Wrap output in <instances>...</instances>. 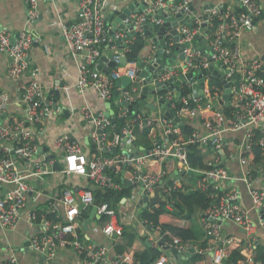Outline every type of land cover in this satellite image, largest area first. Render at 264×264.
<instances>
[{
    "label": "built area",
    "instance_id": "obj_1",
    "mask_svg": "<svg viewBox=\"0 0 264 264\" xmlns=\"http://www.w3.org/2000/svg\"><path fill=\"white\" fill-rule=\"evenodd\" d=\"M237 1L239 10L235 13L214 5L204 9L202 17L190 12L191 18L185 23L178 22L174 29L181 50L174 52L172 58L167 54L173 44V27L163 33L165 47L161 49L162 54L157 55L162 34L154 26H161L167 18L174 20L181 11H188L190 0H179L178 3L173 0H154L148 3L146 12H131L114 27L106 21L108 7L105 0H77V21L62 27L66 50L70 57L76 59L78 68V78L71 89L84 98L88 92H92L102 102H110L112 113L108 116L87 102L78 108L81 120L93 130L96 150L90 153L82 149L79 140L69 131L50 137L47 124L53 113L54 100L44 93L37 74H33L22 93L21 116L6 125L0 123V231L15 229L22 212L27 208L29 196L33 194L34 199L38 196L30 180L38 182L51 175L57 177L58 185L64 187L59 196L50 195L46 201L28 210V222L36 228L28 238L29 248L33 252L51 258L58 253V247H71L77 264H136L134 249L123 253L111 252L112 242H121L125 225H129L146 238L148 245L161 251L151 264H176V258L165 247L173 248L181 255L190 249L193 253L207 255L212 248L199 247L194 240L183 241L168 230L162 232L160 223L154 225L151 221L137 217L138 200L145 195L152 196L157 185L163 186L162 192L167 198L172 188L182 186L176 185L174 179H171L173 184L169 186L166 172L144 167L172 159L178 170L194 171L190 167L186 145L197 143L202 148L211 149L213 153L210 161H207L209 168L197 171L199 176L192 186L207 192L208 197L214 200L202 212L206 239L235 247L245 241V257L241 264H258L254 258L253 245L255 224L247 211L237 203L239 189L226 186V181L237 179L244 183L251 207L261 215L259 224L264 226V168L255 165L251 159L253 145L260 148L264 158V56L244 57L240 47L242 31L255 29L257 20L264 15V0ZM25 4L27 23H30L38 16V1L25 0ZM158 9L161 11L156 18ZM113 10L116 9H111L109 13ZM145 23L149 24L151 35L146 33ZM17 34L13 40L14 34L8 29L0 30V52L6 53L8 57L6 73L13 80H18L30 69L31 47L36 41V36L29 29ZM136 34L142 36L144 43L148 40L151 49L139 58H129V45ZM109 50L113 52L109 61L117 66L107 71L98 70L101 57ZM179 54L183 57L180 58ZM122 57H125V61L120 64ZM169 58L171 63L166 62ZM140 62L144 63L143 67H140ZM212 64L224 79L233 81L239 75L238 86L232 84L227 106L223 89L218 90L209 85V77L214 74L207 73L201 79L198 78L201 70ZM103 65L106 63L103 62ZM141 70L145 71L148 78L140 75ZM121 77L129 79L124 91L122 86L116 85ZM145 88L144 100L157 107V116L144 105L141 110L138 108ZM69 89L65 88L67 92ZM199 89H202V93L196 96ZM115 91H118L117 95ZM8 99V93L0 92V116L8 108ZM130 105H135L139 110L136 118H129ZM228 106L230 112L226 114L224 108ZM166 111L170 113V118ZM143 115L146 116L144 119ZM113 118H121L124 125L118 128ZM177 118L180 122L176 121ZM138 119L144 120L146 125H152L148 135L149 145L141 153L130 147L125 148L127 142L131 147L135 144L137 136L134 127ZM187 122L194 129L184 138L179 125ZM41 145L47 146L55 155L62 166L61 170L53 168V160L47 159L46 153H37ZM103 148L108 154L102 153ZM113 149L115 153L111 154ZM219 151L224 159L238 160L243 167L239 177H231L228 169L221 165L222 154ZM122 168L129 171L130 175L123 182L137 183L141 180V183L130 188V195L122 197L116 204L107 201L97 203L88 185H69L67 181L72 176H78L101 191H118L122 189L123 182H118L109 169L118 171ZM139 173L143 175L139 176ZM158 205L147 206L144 211L152 212ZM84 206L93 207L98 218L105 217V221L98 224V230L110 241L112 249L89 239L83 232L82 236L79 234L78 228L84 221L81 219ZM166 206L172 209V204ZM225 221H233L241 226L245 238L225 237ZM165 234L169 236L168 241L164 239ZM3 244H0V251ZM6 247L7 252L0 258V264H17L13 247ZM229 254L225 247L215 248L212 250L213 264H223Z\"/></svg>",
    "mask_w": 264,
    "mask_h": 264
},
{
    "label": "crops",
    "instance_id": "obj_2",
    "mask_svg": "<svg viewBox=\"0 0 264 264\" xmlns=\"http://www.w3.org/2000/svg\"><path fill=\"white\" fill-rule=\"evenodd\" d=\"M37 1L38 16L32 22L27 23V6L25 4V0H0V30L8 29L15 35L23 29H29L32 33L34 32L36 34V41L33 42L31 47L30 69L26 71L18 80H13L7 76L6 63L8 57L6 53L0 52V92L8 93L9 97L8 108L5 112H3L5 113V116L2 118L0 123L2 125H6L10 123L11 118L15 119L21 116L23 108L22 93L24 87L27 81L33 77V74L36 73L37 80L41 84L45 94L47 93L54 99L55 92L50 93V91L57 90L60 92V98L57 102V109H53V113L47 124V132L49 136L54 137L63 131H69L73 137L79 140L82 149L86 153H90L93 151V148L96 147V143L92 138L93 130L81 120L80 114L78 113V108L87 102L97 111L109 112L110 110L106 107V103L98 99L94 93L88 92L84 98L81 94L71 89L75 79L78 78V68L76 65V59L70 57L66 50L64 37L62 34V27L69 26L77 21V0ZM105 1L106 6L108 7L105 12V17H107L109 16V11L111 9H116L118 11L123 10L133 0ZM190 1L194 10L198 14L204 13V8L209 3H212L221 9H229L233 11V13L239 10V4L237 0ZM115 17L116 15H114L112 19ZM240 41L242 56H264V15L257 20L255 29L242 31ZM145 45L150 46V48L148 52L140 53V56L148 54L151 49V43L148 40H146ZM61 85L63 87H61ZM66 87H70L68 92L65 90ZM150 111L152 114H155V116H157L159 112L158 109ZM138 140L139 137L137 135L135 144L131 147L130 143L127 142L125 148L130 147L131 149L136 150L137 153H141V151H144L146 147L139 143ZM231 145L232 144H230V146ZM102 153L108 154L104 153L103 151ZM112 153L114 154L115 152H111V154ZM212 156L213 153L210 154L207 161H210ZM166 161L167 163H165ZM166 161L161 164L150 163L152 164L151 166L148 164L144 168L152 169L156 172H166L169 174L167 175L168 179H174L176 181V185L182 184L194 186L199 176V172H197L198 170L193 171V173L197 174H194L195 176L192 173H185L178 176L177 172L181 170H178L176 162L172 159H168ZM221 165L228 169L229 175L231 177H239L242 174L243 167L239 164L237 159L223 158ZM109 173L117 181L121 180V182L125 181V178L130 177L129 171H124V168L118 171H116V169H109ZM255 177L258 176L255 174ZM67 181L70 183L69 185L80 183L82 185H88L90 188H92V190L97 188L93 184H89L88 181H86L83 177L72 176ZM30 182L35 187L38 196L36 199H34L33 194L29 196L27 208L22 212L21 218L15 229L7 232L0 231V244L2 245L6 241V244H3L4 246L1 248L0 258H2V256H4V254L7 252V245L13 247L16 254L17 264H77L76 255L74 254L71 247H58V253L56 256L49 258L44 254L33 252L32 249L29 248V245H25V242H29L28 238L30 237L31 233L36 229L33 224L28 222V210L35 207L37 203L46 201L48 196L53 195V191L58 185L57 177L51 175L43 177L41 181L37 182L30 180ZM228 185L232 187L235 186L239 189L240 198L237 203L240 207L247 211V215L255 224L253 243L254 247L262 246L264 249V226L259 224V217L261 215L251 207L250 198L244 183L241 180L234 179L226 181V186ZM166 205L167 204H165L166 212L162 213L158 218L161 225L166 224L178 226L184 229H191L196 235L197 239L194 241L199 247L208 246L209 248H212L208 251V254L204 255L202 259L196 264H213L212 250L217 247H225L229 252L234 249H239V251L241 250L240 253L245 257V247L247 245L245 241H241L240 246L235 247L224 242L218 243L212 241L211 239H206L204 234V224L202 222V210H197L190 219H183L175 216L173 212V205L172 209L170 206ZM83 211H86L88 214L87 218H84L81 213V219L84 220L82 222L84 227V230H82L83 234H86L87 237L93 241L108 245L110 249H112L110 241L105 239V237L98 230V224L101 222V218L96 216L93 207L86 208L84 206L82 212ZM223 234L225 237L235 236L240 239L245 238V233L241 226L233 221H225L223 223ZM134 248L131 249H134V251H137L136 249H141L140 243L137 242L134 245ZM111 252L114 253L113 250ZM169 253H171V251H169ZM187 258L188 257L183 260L182 264H188L185 261Z\"/></svg>",
    "mask_w": 264,
    "mask_h": 264
},
{
    "label": "trees",
    "instance_id": "obj_3",
    "mask_svg": "<svg viewBox=\"0 0 264 264\" xmlns=\"http://www.w3.org/2000/svg\"><path fill=\"white\" fill-rule=\"evenodd\" d=\"M215 22L217 20L215 19ZM150 46H146L143 42V38L140 34L135 35V39L129 45V51L127 55L129 58H139L140 53L148 52ZM209 85L212 88L222 90L223 85L221 81L215 76L210 75L209 77ZM185 90L182 89V93ZM224 112L229 114L230 108L225 107ZM129 118H136L139 114V110L135 105L129 106ZM166 114L170 118L171 115L168 111ZM146 116L143 115L142 118L144 119ZM12 121V118L10 119ZM141 124V126H140ZM124 125V121L116 122V126L118 128ZM152 125H146L145 121L141 119V121L137 120V125L134 127V133L136 136L138 135L139 140L138 142L141 143L143 146L148 147L149 139L148 135L150 133ZM181 130V135L186 138L190 132L194 129V127L189 123H183L179 125ZM176 136V135H175ZM187 148V156L190 163V167L194 170H204L209 168L208 164L206 163L208 157L212 153V150L209 148H202L197 143H188L186 145ZM95 147L93 151H95ZM224 152L226 153V147L224 148ZM251 159L255 165L263 166L264 168V158L261 154V150L258 146L252 147V154ZM167 163V161L165 162ZM164 168V167H163ZM166 169V168H164ZM167 174V173H166ZM193 175H197L196 173H192ZM169 175V174H167ZM194 175V176H195ZM167 177V176H166ZM168 178V177H167ZM121 183V180H118ZM89 183V182H88ZM167 185L172 186L173 181L171 179H167ZM90 184V183H89ZM123 187L121 190L114 191V190H106L101 191L99 188H95L94 191V198L95 202L101 203L104 201L116 204L120 201V199L124 196L130 195V187L127 185L126 182H123ZM64 185L59 184L56 186V189L53 191L54 196H59L61 193V188ZM220 194V193H219ZM169 203L174 207V214L175 216L183 219H190L197 210H205L213 203V199L208 197L207 192L200 191L198 189L192 188V186L182 185L178 188H172L169 193ZM42 205H38L40 207ZM166 212L165 204H160L153 209L152 212L148 210L144 211L141 215V218L147 221H151L154 225L159 223V216ZM82 215L84 218H87V212L83 211ZM101 222L105 221V217H101ZM83 223L78 228L79 234L82 236ZM168 230L170 233L180 237L183 241H191L196 240V235L191 229H184L178 226L173 225H166L162 224V232ZM165 241L169 240L168 235H163ZM122 241H113V251L114 253H123L131 248H134V245L139 242L141 249H136L137 251L133 252V259L136 264H151L155 259L159 257L161 251L152 246L148 245L145 240V237L140 236L137 229L133 226L125 225ZM135 249V248H134ZM172 254V253H170ZM204 255L199 253H193L190 257H188L185 261L188 264H196L198 261L202 259ZM254 258L258 264H264V249L262 246L255 247L254 250ZM244 259V256L240 253L239 249H234L230 252L229 257L224 261L223 264H241V261Z\"/></svg>",
    "mask_w": 264,
    "mask_h": 264
},
{
    "label": "water",
    "instance_id": "obj_4",
    "mask_svg": "<svg viewBox=\"0 0 264 264\" xmlns=\"http://www.w3.org/2000/svg\"><path fill=\"white\" fill-rule=\"evenodd\" d=\"M154 0H141V1H137V0H133L131 3H129L122 11H118V10H113L109 13V16L106 17V21L108 22H111V25L114 27L116 25V23L121 19V20H125L126 17L131 13V12H146V6L148 5V3H152ZM174 3H178L179 0H173ZM214 5L212 3H209L204 9L206 8H212ZM161 9H158L157 12H156V15L155 17H159V13ZM190 12H193L194 14H197L198 17H202L203 15L202 14H198L193 6L191 5L190 3V7H189V10L186 11V12H183L181 11L180 14L176 15L174 20L173 18H167L161 26H158V25H155L154 28L155 29H158V32L160 34H162L160 36V41L157 45V47L159 48V51H158V54L159 55L160 53L162 54V48L165 47V40L163 39V33L167 30H171L173 27V29L171 30V33L173 35V44L171 45L170 47V51L169 53L167 54L169 57L172 56V58H174V52H180V48H178V44H177V40H178V36H177V32L176 30L174 29V27L177 25V23H185L188 18H191V15L189 14ZM116 15L117 18L116 20H113L112 21V18L113 16ZM144 28L146 29V33L151 35V28H149V24L148 23H145L144 24ZM34 33V32H33ZM18 34H15L13 36V40H15V38L17 37ZM34 35L36 36V34L34 33ZM113 52L111 50L107 51L106 55L102 56L101 59H100V65L98 66V70H104V71H107L108 68H115L117 65L112 62V61H109V59L111 58ZM179 57L182 58L183 55L182 54H179ZM125 61V57H122L121 58V61H120V64H123ZM103 62L106 63V65H103ZM167 63H171V59L169 58L167 61ZM140 67H143L144 66V63L140 62L139 63ZM153 66V65H152ZM152 66H150L152 68ZM207 73H212L214 75H216L219 80L221 81V83L223 84V99H224V102H225V105L227 106L228 103H229V98H230V93H231V90H232V84H235L236 86H238V80H239V75L237 74L235 76V79L233 81H230L229 79H224V77L221 75V73H219L216 69H214V65H210L208 66L207 68H204L201 70V72L198 74V78L201 79L202 75H205ZM140 75L141 76H145L146 78H148V75L145 74V71L144 70H141L140 71ZM181 79V78H180ZM200 81V80H199ZM129 83V79L127 77H121L119 80L116 81V85L117 86H122V91H124L126 89V86L128 85ZM200 86H202V82L200 81ZM62 87V85H61ZM146 91L147 89L145 88L143 90V94L141 96V99L143 100H140L139 101V110H141L142 106L144 105L145 107L147 108H150L151 110H155L156 107L155 105L151 104V103H146L145 102V96H146ZM52 92H55V98L53 99L54 100V105H53V109L56 110L57 109V102H58V99L60 98V92L55 90V91H50V93ZM118 91H115V95H117ZM152 93H154V91H152ZM202 93V89H199L198 93L196 94L199 95ZM177 96H179V93L177 94ZM106 107L110 110L109 112H105L106 115H110L112 113L111 111V104L110 102H107L106 103ZM67 113V112H66ZM5 116V113H3L0 117V122L2 121V118ZM122 119H118L116 120L115 118L112 119L113 122H117V121H121ZM177 122H180V119L177 118L176 119ZM100 132V131H99ZM161 142V141H160ZM100 146H103L102 143H100ZM102 151L104 153H107L106 149L103 148ZM46 153V158L47 159H50V160H53V168L55 170H61L62 169V166L60 165V163L55 159V155L51 152H49V148L47 146H40L38 147L37 149V153ZM112 152H115V149H113ZM221 153V151H219ZM222 154V153H221ZM222 159L224 158V155L222 154L221 155ZM185 173H188V174H191L193 173V170H188V171H185V170H181L179 172H177V175H183ZM143 173H139V176H142ZM137 183H141V180H139ZM136 181H134L133 183H130L129 181L127 182V185L130 187V188H133L136 184ZM162 185L159 184L157 185L155 188H154V191H153V195L150 196V197H147L146 195L143 196L142 198H140L138 200V203H137V206H138V210H137V217L140 218L141 217V214L142 212L144 211V209L147 207V206H152L154 204H168V198H167V195H165L163 192H162ZM263 218H264V213H263ZM86 224V223H85ZM25 245H29V242H25ZM166 249L170 250L171 253L174 255V257L176 258V262L177 264H182L183 263V260L186 258V257H190L193 253V250L190 249L189 251L185 252L184 255H181V254H178L177 251L173 248L169 249V247H165Z\"/></svg>",
    "mask_w": 264,
    "mask_h": 264
}]
</instances>
